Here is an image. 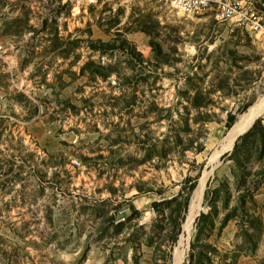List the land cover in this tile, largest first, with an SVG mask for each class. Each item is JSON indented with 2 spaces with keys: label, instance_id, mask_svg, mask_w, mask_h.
<instances>
[{
  "label": "rangeland",
  "instance_id": "374dc122",
  "mask_svg": "<svg viewBox=\"0 0 264 264\" xmlns=\"http://www.w3.org/2000/svg\"><path fill=\"white\" fill-rule=\"evenodd\" d=\"M0 49V264H173L205 172L182 264H264V113L222 151L264 42L168 0H0Z\"/></svg>",
  "mask_w": 264,
  "mask_h": 264
},
{
  "label": "built area",
  "instance_id": "2783aa9c",
  "mask_svg": "<svg viewBox=\"0 0 264 264\" xmlns=\"http://www.w3.org/2000/svg\"><path fill=\"white\" fill-rule=\"evenodd\" d=\"M73 12L90 0H67ZM176 14L198 18L219 15V21L264 42V0H168ZM1 50V49H0ZM77 140V139H75ZM76 161V159H73ZM78 164V161H76Z\"/></svg>",
  "mask_w": 264,
  "mask_h": 264
},
{
  "label": "bare ground",
  "instance_id": "6f19581e",
  "mask_svg": "<svg viewBox=\"0 0 264 264\" xmlns=\"http://www.w3.org/2000/svg\"><path fill=\"white\" fill-rule=\"evenodd\" d=\"M98 1L99 0H90L87 2V6L95 5L97 4ZM172 8L176 12V8L175 7H172ZM215 19L219 21V15H215ZM258 41L260 42V40ZM263 111H264V99L260 103H256L249 110H247V113H245L244 115H241L239 121H237L234 127L229 131L227 135L228 137H227L226 144L222 147V151L231 149L237 136L245 132L251 126L253 121L256 118H258L259 115L261 116V114L264 113ZM222 151L216 152V154L214 155V158L216 160L219 157V155L222 153ZM208 176H209V173L205 172L203 174L202 179L200 180L198 184L201 192L204 189V185H205V182ZM199 201L200 202L198 203V205L195 206L194 209H192V213L191 214L188 213L187 219L183 225L184 233H186V235L184 234L180 237V241H179L180 242L179 244L180 252L179 250L175 249L176 251L175 254L177 255L178 261H179L178 264L183 263L185 254L187 252L188 244L190 241V233L192 230V225H193L195 218L197 217V215L199 214L201 210V199Z\"/></svg>",
  "mask_w": 264,
  "mask_h": 264
},
{
  "label": "water",
  "instance_id": "95a60500",
  "mask_svg": "<svg viewBox=\"0 0 264 264\" xmlns=\"http://www.w3.org/2000/svg\"><path fill=\"white\" fill-rule=\"evenodd\" d=\"M202 194H203V191L201 192L200 191V188L199 186L197 187V189L194 191L193 193V197H192V200H191V204L189 206V210H188V213L191 214L192 213V209L195 208V206L198 205V203L200 202L199 200L202 199ZM199 215V214H198ZM183 231H184V228H183ZM180 244V242H179ZM180 247V245H179ZM179 252H180V248H178ZM178 257L177 255L175 254L174 256V259H173V264H178Z\"/></svg>",
  "mask_w": 264,
  "mask_h": 264
},
{
  "label": "trees",
  "instance_id": "16d2710c",
  "mask_svg": "<svg viewBox=\"0 0 264 264\" xmlns=\"http://www.w3.org/2000/svg\"><path fill=\"white\" fill-rule=\"evenodd\" d=\"M232 122H233V117H231V118L229 119V122H228V124H227V128H230ZM193 188H194V185H192V186L190 187L191 190H193ZM155 206H156V205H155ZM157 207H158V206H157Z\"/></svg>",
  "mask_w": 264,
  "mask_h": 264
}]
</instances>
